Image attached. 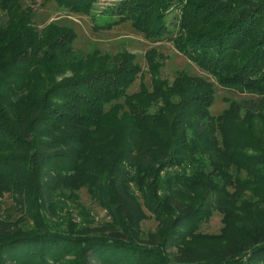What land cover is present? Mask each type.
<instances>
[{"label": "trees", "instance_id": "obj_1", "mask_svg": "<svg viewBox=\"0 0 264 264\" xmlns=\"http://www.w3.org/2000/svg\"><path fill=\"white\" fill-rule=\"evenodd\" d=\"M54 1L90 17L95 31L130 22L152 43L172 42L222 87L250 97L214 116L212 84L186 72L163 78L167 57L156 50L146 58L150 86L141 76L130 94L142 73L136 55L80 57L74 29H38L37 0H0V264H264V228L238 258L215 262L206 245H179L180 261L162 256L213 206L231 223L237 203L264 207V0H116L102 11L99 0ZM82 189L116 230L75 220ZM6 195L12 209L25 204L37 229L16 227ZM144 208L165 222L159 244H142ZM239 230L224 252L251 234Z\"/></svg>", "mask_w": 264, "mask_h": 264}, {"label": "rangeland", "instance_id": "obj_2", "mask_svg": "<svg viewBox=\"0 0 264 264\" xmlns=\"http://www.w3.org/2000/svg\"><path fill=\"white\" fill-rule=\"evenodd\" d=\"M115 1L99 0L97 8L102 11ZM23 3L24 6L31 4L30 0H23ZM34 9L36 10L35 22L39 30L49 25H55L72 28L76 31L78 38L74 44V50L76 55L80 57L85 58L95 50L112 56L121 54L124 51L136 55L137 62L142 68V73H140L135 84L130 88V94L140 90L142 77L144 78V83L150 86L151 76L148 74L146 58L149 51L156 50L167 57L165 67L161 70L163 78L172 82L179 72H186L191 76L204 78L212 84L215 100L211 107V113L214 116L221 115L229 108L232 102H240L250 97L248 94H241L237 91L222 87L214 76L201 70L185 56L180 54L172 42L152 43L144 34L134 29L130 22H125L110 30L95 31L90 17L71 12L69 9L59 6L54 0L49 1L44 6H41V0H37L34 4ZM176 13L177 11L173 10L169 16L176 15ZM5 20V13L0 9V22L4 23ZM79 195V201L75 204L77 211L74 214L77 222L102 231H105L104 229L106 227L116 230V225L109 216L108 211L92 199L87 189L79 191ZM2 203L4 209L16 219L15 223L18 229H37V225L29 221V209L25 204L24 207L18 210L12 209L13 202L8 195L5 196ZM235 206L240 208L236 210L239 213V218H236L233 223H231V219L226 217L227 212L221 211L220 208L213 206L209 220L202 223L197 231L185 237L182 241L168 244L165 248H162V256L171 261H180L182 254L179 245L192 249H195V245H206L210 248L208 254L214 256L215 262H219L221 258L226 259L232 256L236 258L241 257L240 254H237L238 251L243 253L249 251V247L254 242L252 236L261 231L259 228H264V207L254 202H247L245 206L242 204L238 205L237 203ZM144 212L145 218L141 222L140 233L142 244L154 245L161 243L160 241L162 240L160 239H162L166 232L165 222L160 223L156 216L146 208H144ZM57 220L61 222V219ZM243 228H246L251 234L241 235L243 244L235 247V250H237L236 253L230 254L228 251L224 252V245L231 242L232 234L240 232L239 229ZM248 259V257L244 258L245 261H248ZM154 264H160V262Z\"/></svg>", "mask_w": 264, "mask_h": 264}]
</instances>
